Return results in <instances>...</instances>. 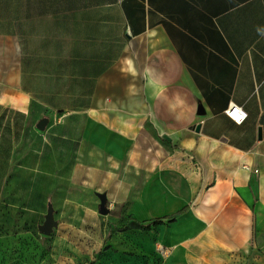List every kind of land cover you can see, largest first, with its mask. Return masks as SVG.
Wrapping results in <instances>:
<instances>
[{
	"label": "crops",
	"instance_id": "0c3cea01",
	"mask_svg": "<svg viewBox=\"0 0 264 264\" xmlns=\"http://www.w3.org/2000/svg\"><path fill=\"white\" fill-rule=\"evenodd\" d=\"M11 44L22 84L0 107L50 120L29 202L100 189L125 225H151L127 231L141 256L121 264H228L256 244L264 264V0H0L5 86ZM21 142L0 145V213Z\"/></svg>",
	"mask_w": 264,
	"mask_h": 264
},
{
	"label": "rangeland",
	"instance_id": "374dc122",
	"mask_svg": "<svg viewBox=\"0 0 264 264\" xmlns=\"http://www.w3.org/2000/svg\"><path fill=\"white\" fill-rule=\"evenodd\" d=\"M16 51L15 44H11L9 86L0 83V98L6 97L5 102L18 95L22 84L21 73L17 71L21 57L13 55ZM1 76L6 83L4 74ZM34 83L37 84V81ZM6 88H9L8 91ZM31 89L37 91L36 87ZM37 122L38 118L25 119L20 141H24V146L16 150L7 180V196L0 213V264H121L118 257L122 252L141 256V251L133 245L135 238L132 232L122 231L128 219L126 207L113 209L108 205L109 215L99 214L100 189L84 182H67L46 185L45 202H29L23 196L31 192L28 182L31 176L28 178L23 172L32 166L28 168L26 163L32 151L42 143L39 137L41 133L36 129ZM19 125L17 117L11 120L9 111L0 107V145L7 146L13 137L12 134L9 136V126H15L17 132ZM25 145L30 149L26 150ZM54 174L51 169V177ZM33 191L36 192V188ZM48 203L54 207V219L58 226L51 235L44 236L39 232V227L45 222ZM253 248L249 254L238 252L228 264H263L260 258L261 244Z\"/></svg>",
	"mask_w": 264,
	"mask_h": 264
},
{
	"label": "trees",
	"instance_id": "16d2710c",
	"mask_svg": "<svg viewBox=\"0 0 264 264\" xmlns=\"http://www.w3.org/2000/svg\"><path fill=\"white\" fill-rule=\"evenodd\" d=\"M9 117L10 119H14V117H17L19 120H20V125L19 127L17 128V132L15 131V126H12L10 127L9 126V136L12 134V136L14 137V140L13 137L11 139H9V144H7V146H9V155H10V152L11 150L17 146L21 139H22V131H23V126H24V122H25V119H26V116L17 112V111H14V110H11L9 109ZM188 210L187 207H185L184 209H182L181 211H179L177 214L173 215V216H170V217H166V218H163L162 220H169L170 222H173L176 220V218L185 213L186 211ZM162 220H157L155 221L152 225H154L155 227L156 226H159L162 224ZM131 229H136V230H141L143 232H148V231H151V225H148L146 226L145 224H142V223H139V222H135V223H131L128 222L122 229V231H129Z\"/></svg>",
	"mask_w": 264,
	"mask_h": 264
},
{
	"label": "water",
	"instance_id": "95a60500",
	"mask_svg": "<svg viewBox=\"0 0 264 264\" xmlns=\"http://www.w3.org/2000/svg\"><path fill=\"white\" fill-rule=\"evenodd\" d=\"M49 118L41 119L37 125L36 129L40 132H44L49 125ZM100 199L99 205V214L106 216L109 215L110 210L108 209V200L106 194H98ZM58 226V223L54 219V207L52 203H48L47 215L45 217V222L42 226L39 227V232L44 236H49L53 233L55 227Z\"/></svg>",
	"mask_w": 264,
	"mask_h": 264
},
{
	"label": "built area",
	"instance_id": "2783aa9c",
	"mask_svg": "<svg viewBox=\"0 0 264 264\" xmlns=\"http://www.w3.org/2000/svg\"><path fill=\"white\" fill-rule=\"evenodd\" d=\"M226 115L237 125H241L247 118V114L239 106L231 104L226 111ZM159 253L162 258L166 259L169 256V251L166 248H159Z\"/></svg>",
	"mask_w": 264,
	"mask_h": 264
},
{
	"label": "clouds",
	"instance_id": "9594fccd",
	"mask_svg": "<svg viewBox=\"0 0 264 264\" xmlns=\"http://www.w3.org/2000/svg\"><path fill=\"white\" fill-rule=\"evenodd\" d=\"M258 31H261V30L258 29Z\"/></svg>",
	"mask_w": 264,
	"mask_h": 264
}]
</instances>
